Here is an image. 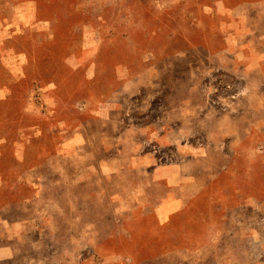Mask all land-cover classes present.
Segmentation results:
<instances>
[{"label":"rangeland","instance_id":"rangeland-1","mask_svg":"<svg viewBox=\"0 0 264 264\" xmlns=\"http://www.w3.org/2000/svg\"><path fill=\"white\" fill-rule=\"evenodd\" d=\"M0 264H264V0H0Z\"/></svg>","mask_w":264,"mask_h":264}]
</instances>
